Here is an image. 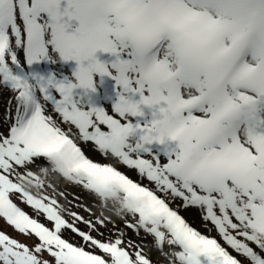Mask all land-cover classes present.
<instances>
[{
    "label": "snow or ice",
    "instance_id": "snow-or-ice-1",
    "mask_svg": "<svg viewBox=\"0 0 264 264\" xmlns=\"http://www.w3.org/2000/svg\"><path fill=\"white\" fill-rule=\"evenodd\" d=\"M5 92L0 264H264V0H0Z\"/></svg>",
    "mask_w": 264,
    "mask_h": 264
},
{
    "label": "rangeland",
    "instance_id": "rangeland-1",
    "mask_svg": "<svg viewBox=\"0 0 264 264\" xmlns=\"http://www.w3.org/2000/svg\"><path fill=\"white\" fill-rule=\"evenodd\" d=\"M66 67H65V73H66V75H71V72H72V68H71V65L70 64H67V65H65ZM51 67H54V65H50V68ZM35 70V72H38V73H42L43 74V72H45L46 70L49 72V68H47V67H45L44 65H39V63H37V64H35V65H33L32 67H31V69H30V71H34ZM97 79H99V77H97ZM113 85H114V81H111L110 79H108L107 80V82L105 83V85H103L102 87H100L99 88V96H98V98H101L102 100H101V103L102 104H107L108 102L107 101H105L104 99H103V97L105 96V94H106V91L107 92H111V90H112V87H113ZM9 95H10V93H8V92H5L4 94H3V97L2 98H0V114H3V112L5 111V105H6V102H7V99H8V97H9ZM85 151L86 152H88V154L89 155H91V156H93V157H95V159H97V160H101L102 159V157H101V155L98 153V152H93L92 150H91V145H87V146H85ZM39 163H43V161H40ZM124 171H128L127 169H123ZM129 175L131 176V178H133V179H136L137 178V175H136V173L135 172H129ZM145 183H147L146 181H145ZM63 186H70V185H66V184H63V185H61V187L68 193V195H69V199H71L72 198V194L73 193H78V194H82V193H79V189H77V188H74V187H72V186H70L73 190H70V189H66L65 187H63ZM22 207H23V205H21ZM26 211H28V212H32V209H25ZM96 210L97 211H99V205L97 204L96 205ZM194 211L196 212V214H197V216H199V213H198V210H196V209H191V210H187V211H181V214L182 215H184L185 216V218L190 222V223H192L193 224V226L194 227H196V228H198L199 230H201V231H205V229L202 227V221L200 220V219H198L195 215H194ZM118 224H119V226L120 227H123V222L122 221H118ZM109 227H112V225H109ZM142 236H143V234H141ZM212 235L213 236H215L216 235V232L213 230V232H212ZM129 236H131L133 239H136V237L133 235V233L132 232H129ZM32 240V239H31ZM30 240V241H31ZM27 243H28V241H26ZM30 243V242H29ZM147 243L149 244V245H151L152 244V238L151 237H147ZM31 245V244H30ZM166 251H167V249H165ZM152 259L154 260V261H156L157 262V264H169V262H168V260L167 259H165L158 251H156L155 249H153L152 250Z\"/></svg>",
    "mask_w": 264,
    "mask_h": 264
},
{
    "label": "bare ground",
    "instance_id": "bare-ground-1",
    "mask_svg": "<svg viewBox=\"0 0 264 264\" xmlns=\"http://www.w3.org/2000/svg\"><path fill=\"white\" fill-rule=\"evenodd\" d=\"M67 64H70L71 65V68L73 69V68H75L76 67V64H75V62L73 61V62H68V63H66V64H58V65H54V67H51L50 68V65L51 64H49L47 61H44V62H40L39 63V65H44L45 67H47V68H49V71H63L64 72V74H66L65 73V65H67ZM35 71V70H34ZM48 73V71L46 70L45 72H43V74H47ZM42 74V73H41ZM97 99H98V101L99 102H101V98H98L97 97ZM63 185V184H62ZM63 187H65L66 189H70V190H73L70 186L68 187V186H63ZM199 213V212H198ZM194 215L198 218V219H200L199 218V216H197V214H196V212L194 211Z\"/></svg>",
    "mask_w": 264,
    "mask_h": 264
},
{
    "label": "trees",
    "instance_id": "trees-1",
    "mask_svg": "<svg viewBox=\"0 0 264 264\" xmlns=\"http://www.w3.org/2000/svg\"><path fill=\"white\" fill-rule=\"evenodd\" d=\"M26 209L28 210L29 208ZM0 229H3L7 234H10L11 236L18 238L21 241L24 242L28 241V244L32 245L37 242L35 238H31L32 239L31 240V239H26L23 235H18V233L11 226H9L2 218H0Z\"/></svg>",
    "mask_w": 264,
    "mask_h": 264
}]
</instances>
